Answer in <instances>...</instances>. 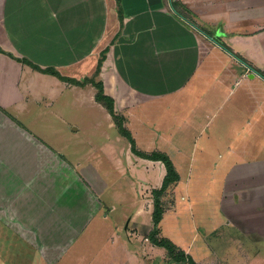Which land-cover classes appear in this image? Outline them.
Here are the masks:
<instances>
[{
	"label": "crops",
	"instance_id": "1",
	"mask_svg": "<svg viewBox=\"0 0 264 264\" xmlns=\"http://www.w3.org/2000/svg\"><path fill=\"white\" fill-rule=\"evenodd\" d=\"M119 1L121 22L115 0H0V230L12 231L21 242L32 240L46 257L44 250L60 247L65 235L69 239L74 235L80 216L74 210L81 209L65 196L68 190L77 191L81 199L87 194L73 174L75 171L67 166L65 154L61 153L64 150L50 148L32 135L19 121L17 110L23 108L36 82H44L42 89H78L82 97L87 96L83 91L89 89L93 102L94 87L60 81L17 59L80 81L81 76L93 75L100 53L108 48L98 77L107 96L115 99L122 95V101L137 100V105L153 100L157 108L182 107L179 101L189 98L196 102L193 117H206L207 125L217 119L216 132L207 133L200 152L204 167L200 184L203 189L205 182L207 189L200 207L193 199L184 205L189 202L185 192L190 193L192 187L187 178L199 160V149L195 144L185 149L177 143L187 141L188 135L183 133L170 140L163 138L169 141L165 146L168 150L159 151L171 160L179 180L169 191L172 207L163 213L160 234L167 226L170 233L166 238L201 264L205 256L193 254V237H183L177 219L183 212L191 215L190 211L198 209L199 218L210 222L228 204L234 225L248 227L243 234L252 236L254 242H263L264 0H185L186 9L197 21L213 29L210 36L220 33L226 39L222 42L216 38L218 44L197 30L196 22L182 23L172 5H164L162 0ZM214 103L216 106L210 107ZM129 122L127 129L135 140L137 121ZM213 158L217 168H213ZM66 169L70 172L66 173ZM215 172L218 173L213 176ZM89 186L91 192L87 191L85 202L98 205L97 191L90 183ZM89 194L94 200L90 203ZM135 216H141L138 207L128 219ZM127 225L128 220L125 232L129 236L132 228ZM205 229V235L213 233L212 228ZM135 230L139 235L140 228ZM44 236L58 237L57 243L45 245ZM126 238V243L116 238L110 261L117 252L127 255L126 248L145 253V246L138 244L140 239ZM150 246V252L157 248L151 243ZM130 253L136 260L135 252Z\"/></svg>",
	"mask_w": 264,
	"mask_h": 264
},
{
	"label": "rangeland",
	"instance_id": "2",
	"mask_svg": "<svg viewBox=\"0 0 264 264\" xmlns=\"http://www.w3.org/2000/svg\"><path fill=\"white\" fill-rule=\"evenodd\" d=\"M175 2L178 3L177 10L173 9L174 12H180L184 16L182 23L196 22L195 28L201 33L208 31L210 35L213 34L211 31L213 29L204 27L191 11L186 10L185 0H162L167 6ZM216 31H220L219 27ZM213 36L222 42L226 41L225 38H221L220 33ZM216 53L220 54L221 51ZM91 76H81V80ZM43 85L44 82H36V87L27 95V102L24 103L23 108L17 110L18 119L46 146L64 150L61 153L65 154L67 166L75 171L73 174L84 185L83 192L87 194H83L81 199L79 197L81 194H77V191L67 189L65 196L81 209V211L77 208L74 210V214L80 216L76 220L74 235L70 239L65 235L64 244L60 247L44 250L46 257L43 256L38 244L32 240L21 242L12 231L0 230V264H183L170 260L163 248L157 247L154 252L148 251V248H151L150 243L144 240L152 225V191L160 188L165 175L164 166L161 163L150 164L148 160L137 157L131 152L129 143L118 134L116 124L105 107L92 101L89 89L83 91L87 94V98L85 95L82 97L78 89L66 90L62 86L42 89ZM38 88L41 90L38 91ZM118 94L121 92L118 91ZM115 99H118L117 102ZM115 99H113L114 111L123 119V127L128 130L129 120L137 121L135 124L139 130L134 144L139 152L145 154L156 150L161 152L159 150L165 149L166 144L169 143L163 138L169 139L180 133L188 135L187 141L183 143L179 140L177 143L179 142L185 149H190L195 144V149L196 147L199 149L196 157L199 160H196L192 167L193 172L187 178L191 181L192 187L190 193L187 190L185 192L189 202H184V205L193 199L195 205L200 207L199 203L202 202L207 191L205 182L203 189L200 184L204 173L200 152L207 133H213L214 130L216 132L217 119L215 121L213 119L214 123L207 125L206 117L198 114L193 117L192 106L196 102H192L189 98L179 101L182 107H178L175 101L174 106L177 105L175 108L164 106L157 108L153 100L143 102L141 105H137V100L124 102L122 95ZM215 106L216 103L210 105V107ZM130 135L132 137L131 133ZM212 160L215 165L213 168H217L216 159ZM69 172L66 169V173ZM217 173H213V176ZM182 176L186 178L185 173H182ZM89 183L92 189L97 191L95 199L98 205L89 206L85 202L88 192H91ZM171 187L161 198L164 212L170 211L172 207V194L169 193ZM226 189L228 192L229 184H226ZM89 196L90 203L94 200L91 194ZM213 198L216 199L214 196ZM60 199L62 200L61 195ZM228 206L227 204V209L223 206L210 222L199 218L201 213L198 209L190 211L191 215L183 212L182 217H178L180 219H177V224L180 232L184 234L183 237L186 239L193 237L192 245L195 250L193 254L197 257L205 256L201 264H264V241L254 242L252 236H245L243 233L249 230L248 227L234 225L230 217L233 211L232 214H228L231 211ZM137 207L141 209V216L128 219L129 214ZM127 220V228H132L129 236L128 232H125ZM205 227L212 228L213 233L205 235ZM135 228H140L139 235ZM168 232L170 233V230L168 231L167 226L164 225L163 235L160 234V237H168ZM117 237L125 243L126 237L135 241L137 238L140 239L138 244L145 246V253H141L140 250L137 252L136 248H126L127 255L117 252L113 262L110 261L109 253L116 247ZM43 238L45 245L50 242L57 243L58 240V237L54 236ZM130 250L135 252L136 260L130 257Z\"/></svg>",
	"mask_w": 264,
	"mask_h": 264
},
{
	"label": "trees",
	"instance_id": "3",
	"mask_svg": "<svg viewBox=\"0 0 264 264\" xmlns=\"http://www.w3.org/2000/svg\"><path fill=\"white\" fill-rule=\"evenodd\" d=\"M117 5V16L119 21H122V9L120 5L119 0H115ZM178 3H172L173 8H177ZM177 10V9H176ZM187 10V9H186ZM188 12V11H187ZM175 14L180 17L184 18L182 14L179 12H175ZM181 14V15H180ZM182 18V19H183ZM205 33H208L207 31H203ZM210 35V34H209ZM118 36V35H117ZM115 40V39H114ZM114 40L111 41V45L114 44ZM228 50V49H227ZM108 52V48L104 49L99 56V59L97 60V65L95 68V71L91 77L84 78L81 81H76L73 79H68L60 76L59 73H57L53 69H44L41 70L39 67L33 65L30 61L26 59H17L18 62L27 64L28 66L32 67L34 70L41 71L44 74H49L51 76H54L58 78L60 81L69 82L70 84L74 86L79 87H85L86 85H91L95 89V95L94 100L96 103L101 104L105 107L107 113L113 118L116 128L118 131V134L126 139V141L130 145L131 152L136 155L137 157H140L145 160L153 161V162H160L165 169V175L162 179V183L159 189H155L152 191V213H151V221H152V228L150 232L147 234L146 239L153 244L154 246L163 248L166 251L167 256L170 260L176 262V263H183V264H196L192 258L185 255V253L181 250H179L170 240L167 238L160 237V230L159 225L162 219V215L164 213L163 204L161 202V198L163 194L175 183L178 182L179 176L177 172L174 169V166L171 162V160L168 158L167 155L160 152H151L150 154H145L142 152H139L135 148L134 140L131 137L129 131H127L123 127V119L118 117L115 114L114 111V101L111 97L107 96L104 93V87L102 82L98 79L102 63L105 60V55ZM0 53H3V51L0 50Z\"/></svg>",
	"mask_w": 264,
	"mask_h": 264
},
{
	"label": "flooded vegetation",
	"instance_id": "4",
	"mask_svg": "<svg viewBox=\"0 0 264 264\" xmlns=\"http://www.w3.org/2000/svg\"><path fill=\"white\" fill-rule=\"evenodd\" d=\"M204 34H205L206 37H208V38H213V39L217 42V44H218V40L215 39L214 36H210L209 33H204Z\"/></svg>",
	"mask_w": 264,
	"mask_h": 264
},
{
	"label": "water",
	"instance_id": "5",
	"mask_svg": "<svg viewBox=\"0 0 264 264\" xmlns=\"http://www.w3.org/2000/svg\"><path fill=\"white\" fill-rule=\"evenodd\" d=\"M216 35H218V34H216ZM209 39H210V41H212V42L217 44V42L213 38H209Z\"/></svg>",
	"mask_w": 264,
	"mask_h": 264
}]
</instances>
